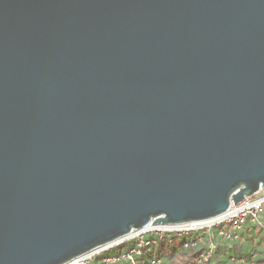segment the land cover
Returning a JSON list of instances; mask_svg holds the SVG:
<instances>
[{"label":"water","instance_id":"obj_1","mask_svg":"<svg viewBox=\"0 0 264 264\" xmlns=\"http://www.w3.org/2000/svg\"><path fill=\"white\" fill-rule=\"evenodd\" d=\"M259 192L264 0H0V264Z\"/></svg>","mask_w":264,"mask_h":264},{"label":"trees","instance_id":"obj_2","mask_svg":"<svg viewBox=\"0 0 264 264\" xmlns=\"http://www.w3.org/2000/svg\"><path fill=\"white\" fill-rule=\"evenodd\" d=\"M262 225L263 229L252 235V226L245 223L237 239L225 226L186 236H146L142 247H138L139 239L130 240L101 253L89 264H132L131 260L134 264H264Z\"/></svg>","mask_w":264,"mask_h":264},{"label":"built area","instance_id":"obj_3","mask_svg":"<svg viewBox=\"0 0 264 264\" xmlns=\"http://www.w3.org/2000/svg\"><path fill=\"white\" fill-rule=\"evenodd\" d=\"M263 214L264 193L259 192L251 198H245L236 206L230 204L225 213L213 219L175 226H153L150 224L142 230L133 231L123 238L103 247L97 248L68 264H89L93 258L100 255L101 253H104L114 247L121 246L122 244L134 239H139L138 247H142V240L146 236H186L198 231L206 232L212 228L225 226L230 229L231 233L234 234L233 239H237V233L247 222L250 224H255L263 229V225L261 223V217ZM145 245L147 246L148 242L145 243ZM128 258L131 260L130 256H128ZM104 262L112 263L113 259H105ZM131 263L134 264L132 260Z\"/></svg>","mask_w":264,"mask_h":264},{"label":"rangeland","instance_id":"obj_4","mask_svg":"<svg viewBox=\"0 0 264 264\" xmlns=\"http://www.w3.org/2000/svg\"><path fill=\"white\" fill-rule=\"evenodd\" d=\"M262 222H263V224H264V218L262 219V217H261V223H262ZM249 225L252 226V230H251L252 235L257 234V232H259L260 229H262L261 227L255 225V224H250V223H249ZM261 231H262V230H261Z\"/></svg>","mask_w":264,"mask_h":264}]
</instances>
